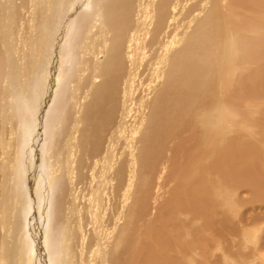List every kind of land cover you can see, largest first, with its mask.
<instances>
[{
    "label": "bare ground",
    "instance_id": "6f19581e",
    "mask_svg": "<svg viewBox=\"0 0 264 264\" xmlns=\"http://www.w3.org/2000/svg\"><path fill=\"white\" fill-rule=\"evenodd\" d=\"M187 1L27 0L26 3H20V0H0V35L3 40V46L0 40V264H6L10 225L13 222V229L16 225L21 228L25 204L23 201H16L20 192L14 191L13 188L10 205L9 193L11 181L17 174L14 172L15 166L21 163L27 167L32 163H29L30 150H27L29 142H34L35 133L30 130V118H36L32 112L38 105L36 100L41 93L36 94L38 98L30 94L33 86H39L40 91L44 85L47 87L43 92L45 100H42L45 111L36 127V134L42 133L41 139L43 135L46 138L45 156H42L40 151L37 153V158H41L44 174L38 181L39 194L36 197L40 203L38 206L41 210V223L47 222L45 225L48 227L46 239L44 234L40 233L42 236L39 237L41 251L37 250L40 254L38 264H196L197 257L206 253V229L212 217L217 218V211H214L216 202L214 203L210 187L211 180L221 186L223 193L230 191L232 197L239 196L237 187L234 189V186H238L242 191L251 190L252 194L264 196V158L251 146L252 143H246L245 146L239 140L240 137L232 138L226 141L222 150L213 146L209 151L197 136L193 142L189 139L191 143L185 138L180 142L181 136L190 132L191 128L190 119L187 117L191 110L188 104L192 91L178 80V74L162 86L165 88L159 96L156 95V101H153L155 106H152L154 103L150 101L149 110L152 107L154 109L146 119L140 140H137L139 154L133 179L121 158V152L118 151L121 134L125 129L128 130L131 121V103L142 93L144 74L152 69L153 61L142 64L138 70L135 68L143 60L145 53L151 51L163 29L173 22ZM224 1L225 10L239 7L244 9L242 11L246 10V13L248 11L250 16H259L260 21H263V27L260 26L259 29L263 32L264 39V0ZM195 3L202 4L196 1ZM68 5L71 6L69 9ZM25 6L28 8V34L24 32L25 22L21 21ZM210 22L206 27L208 31L211 29ZM240 24L246 27L248 22H245L247 25ZM95 28L96 38L88 34L89 30ZM99 30H105V33H98ZM94 42L96 44L92 46ZM25 48L27 54L24 53ZM49 57L59 64L56 63L54 69L49 66L51 70L40 72L39 66ZM245 57L251 64L262 61L261 55L256 53L252 46L245 49ZM206 62L208 63V60ZM48 72L51 76H47ZM262 74L261 77L256 72L253 81L254 84L264 87V73ZM190 77L195 78L192 75ZM6 94L10 98L8 104L10 103L12 112L8 113L9 121L3 126ZM253 95L252 98L258 96ZM249 124L253 125L250 122ZM2 128L4 134L1 133ZM231 128L235 129L233 126ZM170 143L179 144L171 147ZM42 150L44 152V147ZM20 151L23 158L17 163ZM169 152L172 154L169 155ZM31 166L35 165L32 163ZM156 176L158 181L154 183L156 191L152 199L156 205L154 208L150 204V191L152 192V179ZM172 178L177 181V186L166 190L167 179ZM130 179L136 182L133 187L135 191L131 188L132 195L130 187L128 188ZM251 193L249 194L252 195ZM166 195H170L169 200L161 204ZM22 196L20 195L21 198ZM249 200L247 198V201ZM34 201L38 203L36 198ZM15 202L17 215L10 214L9 210ZM256 203L251 205L252 211L260 206ZM121 210L123 212L119 222L117 221V232L108 243H104L107 228ZM155 210V217L152 218ZM15 215V222H11ZM182 216L189 218L188 227L185 229L179 223ZM195 221L203 223V233L195 234L192 229ZM184 235H192L195 240L183 244ZM211 243L214 242L210 240ZM257 243L260 244V241ZM36 249L31 250L35 253ZM257 250L256 248L255 252ZM32 251L30 253L29 249L28 252L34 254ZM23 253L26 254L24 248L20 255L23 256ZM30 254L23 256L20 264H26L27 261L34 264ZM262 255L264 256V252Z\"/></svg>",
    "mask_w": 264,
    "mask_h": 264
},
{
    "label": "rangeland",
    "instance_id": "374dc122",
    "mask_svg": "<svg viewBox=\"0 0 264 264\" xmlns=\"http://www.w3.org/2000/svg\"><path fill=\"white\" fill-rule=\"evenodd\" d=\"M195 1L197 3H202L203 5L202 4L201 5L196 4ZM26 2H27V0H20V3H26ZM224 3H225V1L223 2V0H188L185 3L186 5L184 4L183 8H181L179 13L176 15L173 22H171V24L167 28L163 29L162 33L157 38L158 39L157 42H155L153 47L151 48V51L150 52L147 51L145 53V57L143 58V60L144 59L145 60L144 61L142 60L143 62L141 61L136 66L135 70H138L142 67V64L145 65V63L150 62V60L153 61V64L151 66L152 69H150L149 71L147 70V72L144 74L145 78L143 79L144 85H143L142 93L138 94L134 98V102L131 103V109H130V120L131 121H130L128 130L125 129V131L122 132L121 143H120L121 145L118 147V151L121 152V158L124 161L126 169L129 171L131 178L134 174L135 168L137 169V161H138V155L137 154H139L138 153L139 150H138V146H137V140L138 139L140 140V138L144 132V128H145L144 126L146 124V119L149 118L151 112H153V109H154L152 107V109L149 110V108L151 106L150 101H152V102L156 101L155 97L157 99L159 94L165 88L162 86H165L169 80L173 79V77L178 76V75H179L178 80L181 81L185 87L188 86L187 88H189L190 92L192 91L191 92L192 96H191V99L189 100L188 105H189V108L191 110H194L192 112L189 109L190 110L189 117H187L190 119L189 120L190 126H191L190 132H185L181 136L180 142L184 141L183 140L184 138L188 139V141L190 139V141L193 142L194 138L197 136L200 138V141H202L203 146L204 147L207 146V148L210 151L213 146L214 147L218 146L216 148L222 150L224 148L227 140L232 139V138L233 139L234 138L239 139V137H240L239 140L242 141V143L245 146H246V143H247V145H250V143H252L253 145L251 144V146L252 147L254 146V148L258 151V153L260 155H263L262 157L264 158V122H263L264 121V87H263V85L258 86L256 84H254V81H253V78H255L253 76H255L256 72L258 73V76H261V77L263 76L262 73H264V71H262V70H264V39H262L263 38V32L261 31V29H259L260 26L263 27V21H260L259 16H256L255 14L250 16V14H247L248 11H247V13L245 12L246 10L242 11L244 9L237 7L235 4L234 5L237 7V9H234L235 11L229 10V9L225 10L226 7H225ZM222 4H223V6H221ZM218 6H219V8H218ZM70 7L71 6L68 5L67 8L69 9ZM91 7H90L89 11H91ZM27 13H28V8L25 6L23 9V12H22L21 21L25 22L23 24V26L25 27L24 32L28 34V29H27V25H28V17L27 16L28 15H27ZM225 13L226 14L228 13V15H226ZM231 20H233V21H231ZM246 21L248 22V25L245 24ZM208 22H210V25H211V29L209 31L206 28ZM240 23H244L248 27L250 25V27L249 28L247 26L245 27L243 24H240ZM253 24L255 25V27ZM94 30H96V28L89 30L88 34H89V36L96 38L97 32ZM212 30H214V32ZM98 33L104 34L105 30H99ZM190 34H192V35H190ZM213 35H214V37H213ZM1 37L2 36L0 35V40L2 41V46H3V40L1 39ZM5 40H7V38H5ZM27 42H28V40L26 41V43ZM95 44L96 43L94 42L92 44V46H94ZM250 46H252V48L254 49V51L256 53H259V55H261V59H262L261 62H255L254 64H251L250 62H248L246 60L245 49H248ZM206 47H207V50H206ZM134 50H136V49H134ZM24 51H25L24 53H26V54L28 53L26 48L24 49ZM212 53H214V54H212ZM219 55H220V57H219ZM5 57H6V55L4 56V58ZM153 58H154V60H153ZM179 58H181V60ZM182 58H184V59H182ZM202 59H203V61H202ZM211 59L215 60V61H210ZM207 60H208V63L206 62ZM204 61L208 64V65L206 64L207 66L205 65ZM195 62H196V64H195ZM56 63L59 64L58 61L56 62L52 57H49V58L45 59L44 62L42 61L41 66H39L40 67L39 70H40V72H42V70H45V69H47V70L54 69L56 67ZM241 64L244 65L245 67L242 66ZM49 66L50 67L52 66V68L49 69L50 68ZM199 67H200V69H199ZM214 67H215V69H214ZM155 68L157 71H155ZM176 68H177V70H175ZM254 70L255 71L258 70V71L255 72ZM188 73H190V74H188ZM154 75H156V76H154ZM180 75H181L182 79L180 78ZM191 75H192V77H195V78H191L190 77ZM199 75H201V76H199ZM250 75L252 77H250ZM47 76H51V74L49 75V72H48ZM190 78H191V81H189ZM161 80H163V81H161ZM196 80H198L197 82H201V83L197 84ZM156 81H158V82L156 83ZM192 83H193V85H191ZM190 86L193 88H191ZM195 88H196V90H194ZM46 89H47L46 85H44L42 91H40L39 86H33L30 89V94L35 95L36 98H38L36 94H39L41 92L39 94V98H38L39 101H38V99L36 100V102H37L36 105L37 104L38 105L37 106L35 105L36 106L35 111L32 112L33 117L35 116L36 118L35 117H34L35 119L30 118V121L32 120L31 121L32 124L30 123L31 124L30 130L35 131L34 137H33L34 142L33 141L29 142L28 147H27V150H30V152H29V155H30L29 163L32 162L33 165L36 166V168H35V166H31L32 163L30 164V166H27V167H24V166H22L21 163H19L22 161V158H23L22 153L20 151V158L17 161V163H19V164H17L15 166L16 170L14 171L18 174V175L16 174L15 178H17L18 176H19V178H17V179L13 178V181H11V184H10L11 187H10V193H9V197H11V198H9L10 199L9 204L11 205V202H12V198H13L12 193L14 191H16V192L19 191L20 192L19 198L16 199V201L20 200L19 203L23 201V204H25V205H24L23 212H22L23 217H22V221H21V228L17 227V225H16V227H14V229L12 227V225H13L12 220H14V222H15V219L17 217L16 215H17L18 211H17V208L15 207L17 202H15V204H12V207L9 208L10 214L16 213V215L11 219L12 225H10V231H9L10 239L8 238L9 243L7 246V254L8 255L6 258V262H5L6 264H15L16 262L18 264H20L22 261L21 260L22 257L30 254L31 251L33 250V248L36 249L35 247H37V249L35 251H37V250L41 251V248H40L41 238L39 239V237L42 236V234H40V233L44 234V239H46V235H47V228L48 227H47V225H45V223H47V222L43 223V221H42V223H41V220H40L41 215L39 213L41 210L39 209V206H38L40 203L38 202L37 197H36L37 194H39V191H38L39 183H38V181H39L40 177L44 174V172H43L44 169H42V165H41V158L40 157L37 158L38 157L37 153H38V151H40V153H42V156L43 155L45 156L44 153H46V149H45L46 146L44 143V142H46V138L43 135V137L41 139L40 134L42 135V133L36 134V130H37L36 127H38V120L40 119L41 114L43 113V111H45V105L43 104V101L45 100V98H44L43 92ZM149 89H151V91ZM145 91H146V93H145ZM239 91H240V93H239ZM155 92H156V94H155ZM193 94H195V95H193ZM252 94H254V95L257 94L258 96H255L252 98ZM42 95H43V97H42ZM156 95H158V96H156ZM141 96L143 97V99ZM144 99L146 102L144 101ZM147 99H149V100H147ZM251 99H253V100L255 99V100L253 101ZM9 101H10V98L6 94V101L5 102L7 104H6V108L4 111L5 116L3 118V126L5 125V123L7 121H9V120H7L8 113L12 112L10 103L8 104ZM147 101H149L148 102L149 105L146 104ZM225 102H226V104H225ZM197 103H199V104H197ZM42 104L44 105V107ZM146 105H148V106H146ZM152 106H155V103H154V105L152 104ZM249 109H251V110H249ZM246 110H248V111H246ZM232 111H234L235 113ZM244 111H246L247 113ZM237 112H239L240 114ZM44 115L47 116L46 113H44ZM250 115L252 117H250ZM139 117H141V118H139ZM245 119H247V121ZM33 120H35V121H33ZM191 120L193 123L191 122ZM232 120H234L235 122L233 121V123H232ZM252 120L254 122H251ZM245 122L247 124H245ZM249 122L253 125L251 126L249 124ZM240 123L243 125L245 124V126H242ZM142 125H143V127H142ZM236 125L239 127H237ZM138 126H141V127H138ZM232 126L235 127V129L231 128ZM34 127H35V129H34ZM207 129H210V130H207ZM191 130H193V132ZM253 130H254V132H253ZM195 131H197V132H195ZM1 133L4 134L3 128L1 129ZM187 133H189L190 135ZM217 133H219V134H217ZM253 133H255V134H253ZM196 134H198V135H196ZM232 134H234V135H232ZM184 135H186L188 138L186 136L184 137ZM38 136H39V138H38ZM242 136H244V137L242 138ZM10 141H9V146L11 143ZM36 141L38 143L35 144ZM177 141H179V139ZM177 141H175V142H177ZM218 141L220 143H218ZM174 144L178 145L177 143H173V144L170 143L169 146L172 147V146H174ZM220 145H221V147H220ZM43 147H44V152L42 150ZM257 147H259V148H257ZM38 148H39V150H38ZM136 148H137V150H136ZM170 154H172V153L169 152V155ZM132 156H133V158H132ZM210 157H212V156H210ZM31 159H33V161H31ZM134 162L136 163V165ZM20 164H21V166H20ZM30 168H31V170H30ZM32 168H34L35 170ZM1 170H2V167H0V171ZM35 177H36V179H35ZM18 179H22L21 181H23V182L21 183V181H19ZM132 179H130V183L132 185H130V183H129V186H128V188L130 187L129 189L133 188L136 184V182H134L135 180L133 181ZM16 180H18V182H16ZM156 180H157V176H156V178L152 179V181H153L152 182L153 185L151 186L152 192L150 191V194L152 195V196H150V204L154 208L156 207V205L154 204V201L152 199L154 197L153 193H155V191H156V188L154 187V183ZM180 180H181V178H180ZM13 182H15V183H13ZM238 182L242 183V181H238ZM167 183L168 184L166 185L167 186L166 190H170L173 187L177 186V181H175L174 178H172L171 180L167 179ZM14 184L18 185V186L16 187V186H14ZM214 184H215V182L214 181L212 182V180H211L210 187H211V191H212V197H213L214 203L216 202L215 203V210L214 209L213 210L217 211V214H215L217 218L212 217L211 223H209L210 225H208V227L206 229V233H207L206 235L208 237L209 244L207 242L204 245V247H207L206 253L202 257H200V256L197 257L196 264H200L201 262H203L204 264H205V262H206V264H209V263L210 264H228L229 262H230L229 264H236V263L237 264H264V260H263L264 256L262 255V253L264 252V236H263L264 235V208H263L264 207V198H263L264 196L263 197L261 195L257 196V195H255V193L252 194L251 190H249V191L243 190L242 191V189L238 188V186H234L235 188L232 186V188H234V189H236V187H237L238 195H239L238 198L235 196L232 197V193L230 191H227V193H223L221 186L217 185V184L214 185ZM34 185L36 187H34ZM13 188H15L14 191H12ZM34 188H36V190ZM134 191H135V189H134ZM245 191H246V193H245ZM259 192H260V190H259ZM132 193L133 192L131 189V195H132ZM249 193H251L252 195H250ZM22 194H23V196H22ZM20 195L22 196V198L20 197ZM167 195H166L165 199H163L161 201V204H162V202L165 203L167 200H169L170 195L169 196H167ZM27 196H29V197H27ZM34 197L36 198V201L38 203H36L34 201L35 200ZM247 198H248V200L249 199L250 200L247 201ZM253 201L255 203L258 202L256 204L260 205V206H257L259 209L257 208L256 210L252 211L251 205L254 204ZM121 212H123V210H121L120 213H118V215L115 216L113 219V222L115 220L116 223L112 222L111 225H109V227H108L109 229L107 228V230H106L107 234L105 235L104 243L105 242L108 243L111 240V238L113 237V234L117 232V230L119 228L118 222H119V219L122 217ZM155 213H156V210H155L152 218L155 217ZM157 215L158 214H156V216ZM188 219L189 218H186V216L180 217L179 223L181 226L184 227V229L188 227V224H189ZM29 221L32 223H30ZM213 224L214 225L218 224V225L214 226ZM44 226H46V228ZM113 226H114V228H113ZM116 227H117V229H116ZM36 228H37V230H36ZM256 228H257V230H256ZM192 229L195 231V234L203 233L202 232V231H204L203 223L200 221H195V224L192 226ZM45 230H46V232H45ZM219 230H220V232H218ZM254 230H255V232H254ZM12 231H13V233H12ZM256 233H257V235H256ZM36 235H38V237ZM221 235H222V237H221ZM184 236H185L184 237L185 239L182 242L183 244H188V243L193 242V240H195V238L192 235L191 236L184 235ZM254 237H256V238H254ZM19 238L22 240H20ZM32 238H33V240H32ZM210 240H212V242H214V243L210 244ZM23 241H25V243ZM258 241H260V244L257 243ZM239 242H240V244H238ZM31 244H32V246H31ZM33 244H34V246H33ZM219 245H220V247H219ZM237 245H240V246H237ZM257 245H259V246H257ZM12 246L18 250H15L14 248L12 249ZM30 246L32 248H30ZM223 247H224V249H223ZM233 247H235V249ZM23 248H24L26 254L24 255V253H23V256H21L20 254H22ZM28 248L30 249V253L28 252L29 251ZM213 248H214V250H212ZM217 248H218V250H217ZM256 248L258 250L255 252ZM215 250H216V252H215ZM259 250H262V251L259 252ZM37 252L34 253V251H32V253H34V254H30L31 258H33L32 261H34V264H36V263L38 264V262H39L40 254L38 252V254H39L38 255ZM239 252H240L241 256L239 255ZM213 253H214V256H213ZM198 255H200V254L198 253ZM17 256H18V258H17ZM233 257L235 260L231 259ZM261 257H263V258H261ZM202 258H203V260H202ZM34 259H36V260H34ZM211 259H213L214 263H212L213 261ZM251 259H253V260H251ZM206 260L207 261L209 260L210 262H207ZM259 261H261V262H259ZM26 264H29V262L27 261ZM101 264H104V263H101Z\"/></svg>",
    "mask_w": 264,
    "mask_h": 264
}]
</instances>
